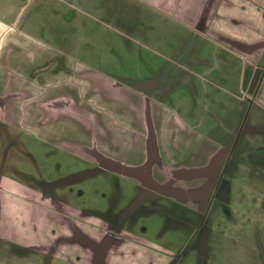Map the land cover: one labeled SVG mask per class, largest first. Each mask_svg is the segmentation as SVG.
I'll return each instance as SVG.
<instances>
[{
    "label": "rangeland",
    "instance_id": "374dc122",
    "mask_svg": "<svg viewBox=\"0 0 264 264\" xmlns=\"http://www.w3.org/2000/svg\"><path fill=\"white\" fill-rule=\"evenodd\" d=\"M76 1L35 31L45 62L70 71L20 99L11 123L0 113V170L40 188L65 181L51 185L60 199L110 211L177 264H264V110L249 67L226 81L229 46L203 41L193 62L194 36L183 42L150 7ZM47 247L0 239V264H76Z\"/></svg>",
    "mask_w": 264,
    "mask_h": 264
},
{
    "label": "crops",
    "instance_id": "0c3cea01",
    "mask_svg": "<svg viewBox=\"0 0 264 264\" xmlns=\"http://www.w3.org/2000/svg\"><path fill=\"white\" fill-rule=\"evenodd\" d=\"M106 1L101 0V10L107 8ZM76 2L0 0V113L8 123L15 119L16 103L29 99L32 89L40 93L46 84L56 85L60 73H69L68 66L60 67L51 60L45 62L46 47L35 31L44 27L46 12H58L59 7L76 6ZM86 3L94 4L92 0ZM127 3L148 6L160 15L164 26L186 31L181 38L183 42L193 35L195 40L186 51L190 61L194 62L195 56L191 55L203 41L212 46L218 43L223 51L229 46L230 53H225L218 63L224 69L217 74L226 81L232 75L237 79L243 68L249 67L246 84L252 90L251 103L264 110V0H127ZM14 29L18 36L10 42L8 34ZM200 53L201 47L196 57L207 66L206 56L201 58ZM237 59L242 61L240 72ZM217 68L214 67L215 71ZM145 86L152 94L159 90L158 86ZM36 189L0 171V239L14 245L47 244L44 250L57 255L66 252L77 264H177L171 251L156 243L83 212L89 209L77 206L78 209H73L69 206L72 204L56 198V194L52 199ZM61 210L75 212L76 216L63 214Z\"/></svg>",
    "mask_w": 264,
    "mask_h": 264
},
{
    "label": "flooded vegetation",
    "instance_id": "af4514ba",
    "mask_svg": "<svg viewBox=\"0 0 264 264\" xmlns=\"http://www.w3.org/2000/svg\"><path fill=\"white\" fill-rule=\"evenodd\" d=\"M264 156V155H263ZM0 171H2V170H0ZM3 172V171H2ZM63 182H65V181H59L58 183L56 182V183H51V184H48V185H45V187H43V188H40V187H36V186H34V187H36L37 189V191L38 192H42L43 194H45V195H47L48 197H50V198H52V199H55L54 198V194H55V192L53 191V189H52V187H51V185H53L54 186V184L55 185H60V183L61 184H63ZM56 198H57V196H55ZM62 200V199H61ZM52 201H57V199L56 200H52ZM62 202H64V201H62ZM54 203V202H53ZM69 206H71L73 209H78L76 206H73V205H69ZM61 212H63V214L64 213H66L67 215H75L74 213L75 212H66V211H63V210H61ZM84 213H87V214H91V215H95V216H97V217H99V218H102V219H104L105 221H108V217H109V215H110V211H107V212H102V211H96V210H84L83 211ZM73 213V214H72ZM76 216V215H75ZM113 225H116V226H118L116 223H114ZM119 227V226H118ZM117 228V227H116ZM49 255H53V253H50ZM66 255V254H65ZM66 258H67V260H69V261H72V262H74V263H76L74 260H72L71 258H69V256H67L66 255ZM77 264V263H76Z\"/></svg>",
    "mask_w": 264,
    "mask_h": 264
}]
</instances>
